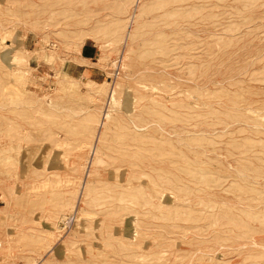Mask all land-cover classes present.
<instances>
[{
    "label": "rangeland",
    "instance_id": "1",
    "mask_svg": "<svg viewBox=\"0 0 264 264\" xmlns=\"http://www.w3.org/2000/svg\"><path fill=\"white\" fill-rule=\"evenodd\" d=\"M160 1L0 0V264H264V0Z\"/></svg>",
    "mask_w": 264,
    "mask_h": 264
},
{
    "label": "bare ground",
    "instance_id": "2",
    "mask_svg": "<svg viewBox=\"0 0 264 264\" xmlns=\"http://www.w3.org/2000/svg\"><path fill=\"white\" fill-rule=\"evenodd\" d=\"M188 1L189 0H161L159 3H160V5H159V8H158V10H160L161 9V12H159L157 15L155 14V17H157V18H159L160 20H161V22L160 23H157L156 24V30H155V32L156 33H159V34H161V35H159V36H161L162 37V35H165V36H167V37H170V38H172L173 40L175 39V41H177V39L178 38H180L179 36H178V31L180 32V30H182V29H185V27H188V28H190L191 27V25H189V24H191L190 22H189V17H187L186 19L184 18V14H182V11H183V9H185V7H186V4L188 3ZM196 3V2H195ZM199 3V2H198ZM193 6V5H192ZM200 6V5H199ZM151 7V6H150ZM197 6H195L194 8H196ZM202 7V6H201ZM193 8V10L195 11L196 9H194ZM199 9V8H198ZM136 12V11H135ZM137 13V12H136ZM135 13V14H136ZM194 13V12H193ZM197 13V12H196ZM200 13V12H199ZM183 15V16H182ZM199 16V15H198ZM199 19H201V18H199ZM130 20V19H129ZM207 21V20H206ZM192 22H195L194 20L192 21ZM147 23V22H146ZM139 25V24H138ZM142 25V24H141ZM147 25H148V23H147ZM197 25V24H196ZM153 26V25H152ZM128 28V27H127ZM147 31V30H146ZM195 31H196V29H195ZM128 34V33H127ZM164 36V37H165ZM190 36V35H189ZM154 39V38H153ZM152 40V39H151ZM147 42H149V40L147 41ZM151 42V41H150ZM81 43V42H80ZM174 44V43H173ZM176 44V43H175ZM152 46H153V44H152ZM76 48H78V47H76ZM184 48V47H183ZM35 53V52H34ZM163 53V52H162ZM46 55V54H45ZM48 58V57H47ZM5 89V88H4ZM47 100V99H46ZM235 102V101H234ZM113 109V108H112ZM104 120V119H103ZM258 121V120H257ZM260 122V121H259ZM105 124V123H104ZM99 129H101V128H99ZM103 129V128H102ZM140 129H142V127L140 128ZM138 130V129H137ZM101 131V130H100ZM102 132H103V130H102ZM101 132H99L98 134H95V135H93L94 137H96L95 138V141H94V143L93 144H90V145H88L89 147H88V149L85 151V153H84V155H83V157H82V159H83V163L85 162V164H87L88 162H90V164H92V165H95L96 164V162H97V159H98V147H97V142L99 141V139L100 138H102V139H104L102 136H101V134H100ZM124 134V133H123ZM92 136V137H93ZM93 139V138H92ZM124 140V139H123ZM133 140V139H132ZM121 142V141H120ZM68 143V142H67ZM63 144V143H62ZM100 144H103V142L102 143H100ZM79 146H81V145H79ZM78 146V147H79ZM83 147V146H82ZM81 147V148H82ZM122 147V146H121ZM120 147V148H121ZM137 147V146H136ZM80 148V147H79ZM173 148V147H172ZM100 149H101V147H100ZM122 149H124V148H122ZM75 150V149H74ZM60 152V151H59ZM62 153V152H61ZM103 154V153H102ZM104 155V154H103ZM100 156V155H99ZM102 159V158H101ZM116 159V158H115ZM103 160V159H102ZM135 163V162H134ZM133 163V164H134ZM57 165V164H56ZM83 167V166H82ZM126 167V166H125ZM55 168V167H54ZM116 168H118V167H116ZM85 169V168H84ZM112 169H114V168H112ZM47 170H48V168H47ZM46 170V171H47ZM86 170V169H85ZM119 170V169H118ZM117 170V171H118ZM87 171H88V169H87ZM120 172V171H119ZM51 174H53L54 172H50ZM87 173V172H86ZM125 173V172H124ZM86 175H89L88 173L86 174ZM126 175V174H125ZM124 175V176H125ZM85 176V175H84ZM85 178V177H84ZM118 178V177H117ZM116 178V180L118 181V179ZM67 180H69V179H67ZM70 181V180H69ZM117 181H116V183H117ZM141 181V180H140ZM70 183V182H69ZM89 183V182H88ZM60 184H61V182H60ZM80 185H81V183H79ZM119 185H120V183H119ZM37 186V185H36ZM46 186V185H45ZM85 186V185H84ZM118 186V185H117ZM81 187V186H80ZM87 187V186H86ZM90 187V186H89ZM141 187V186H140ZM123 188V187H122ZM85 189V188H84ZM62 192V191H61ZM165 192V191H164ZM85 193V192H84ZM35 194V193H34ZM54 195V194H53ZM62 195V194H61ZM78 195H79V193H78ZM85 195H87V194H85ZM84 195V196H85ZM104 195V194H103ZM36 196H37V194H36ZM80 196V195H79ZM83 196V197H84ZM97 196V195H96ZM82 197V196H81ZM49 199V198H48ZM59 200V199H58ZM47 201V200H46ZM78 201V200H77ZM49 202V201H48ZM80 202V201H79ZM75 204V203H74ZM77 205V204H76ZM38 206V205H37ZM75 206V205H74ZM76 207V206H75ZM75 207H73V209H75ZM78 207V206H77ZM80 207V206H79ZM77 209V208H76ZM80 209V208H79ZM78 209V210H79ZM73 213H74V211H73ZM69 214V213H68ZM71 214H72V212H71ZM74 215V214H73ZM79 215V214H78ZM71 216V215H70ZM76 216V215H75ZM72 217H74V216H72ZM77 218H78V216H76ZM76 219V218H75ZM79 219V218H78ZM74 241V240H73Z\"/></svg>",
    "mask_w": 264,
    "mask_h": 264
},
{
    "label": "crops",
    "instance_id": "3",
    "mask_svg": "<svg viewBox=\"0 0 264 264\" xmlns=\"http://www.w3.org/2000/svg\"><path fill=\"white\" fill-rule=\"evenodd\" d=\"M95 53H96V50H95V48H93V45H90L88 43H84L80 48V60H83V61L91 60V59H93ZM81 65H83V63L80 64L79 66H81Z\"/></svg>",
    "mask_w": 264,
    "mask_h": 264
}]
</instances>
